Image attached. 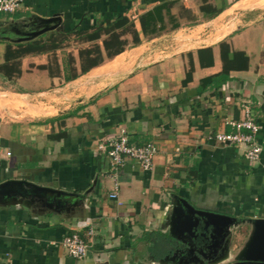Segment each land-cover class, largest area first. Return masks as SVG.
<instances>
[{
    "label": "crops",
    "instance_id": "0c3cea01",
    "mask_svg": "<svg viewBox=\"0 0 264 264\" xmlns=\"http://www.w3.org/2000/svg\"><path fill=\"white\" fill-rule=\"evenodd\" d=\"M165 2L175 3L171 14L179 27L166 18L163 32L141 34L139 45L77 79L51 76L53 53L23 57L22 74L12 81L0 74V185L27 180L79 196L60 203L0 194V264H160L148 261L154 247L147 236L170 234L178 198L242 225L264 218V0H24L15 14H0V65L7 42L19 37L14 27L27 34L36 19L61 17L48 39L92 33L122 15L133 16L141 32L139 18ZM224 43L227 59L247 55L248 69H231L221 85H203L223 72ZM92 44L70 35L56 55L62 71L69 55L79 63V51ZM24 81L36 87L27 89ZM245 101L261 126L257 166L240 148L209 140L233 131L229 122L240 119L238 104ZM122 126L132 144L153 143L158 152L151 171L126 163L113 200L99 147ZM89 230V255L73 259L60 243Z\"/></svg>",
    "mask_w": 264,
    "mask_h": 264
},
{
    "label": "trees",
    "instance_id": "16d2710c",
    "mask_svg": "<svg viewBox=\"0 0 264 264\" xmlns=\"http://www.w3.org/2000/svg\"><path fill=\"white\" fill-rule=\"evenodd\" d=\"M174 5L175 3L173 2H165L143 14L139 18L141 32L136 28V24L133 20L121 15L113 20H109L105 27H99L92 33L75 30V32L72 31L51 35L48 39H44L46 37V34H44L26 42H7L4 63L0 65V74L12 81L22 74L21 60L23 57L53 53V59L48 66L51 76L58 77L64 73L65 80L72 81L88 73L93 68L98 67L104 63L106 59H111L128 48L139 45L142 41L141 34L145 37H151L163 32L167 26L166 18L172 21L173 28L179 27V24H176V19L171 14V8H173ZM182 10L184 11V9ZM74 33L81 43L93 44L79 51V63L74 56L69 55L65 62L64 70L62 71L56 56L57 51L66 47V41H68L69 36ZM102 35H106V39L102 44H99L98 42L101 40ZM128 37L132 38V41H130ZM221 48L224 70L221 74L204 80L203 85L211 82H217L221 85L229 79V72L231 69H248L249 58L245 53H232V59L230 60L227 59V53H231L229 45L224 43L221 45ZM236 62H239V64L235 65ZM191 78L192 72H189L184 83L187 84ZM53 137L59 139L62 137V134ZM147 238L152 239L154 248L151 251V256L154 259L160 261L162 258L171 254L174 241L168 234L158 233L156 236L148 234Z\"/></svg>",
    "mask_w": 264,
    "mask_h": 264
},
{
    "label": "built area",
    "instance_id": "2783aa9c",
    "mask_svg": "<svg viewBox=\"0 0 264 264\" xmlns=\"http://www.w3.org/2000/svg\"><path fill=\"white\" fill-rule=\"evenodd\" d=\"M23 3L24 0H0V14H15L20 10ZM238 106L241 112L240 119L229 122L233 131L209 136V140H214L220 145L240 148L243 150L244 158L249 164H259L263 153L262 144L258 139L261 126L257 122L249 102L239 103ZM99 148L108 160V167L104 171V175L112 180L113 190L109 197L113 200L119 198L121 188L119 177L126 163L132 161L137 163L143 171H151L154 168L158 152L153 143L147 145L132 144L129 134L123 126L119 128L115 135L107 138ZM11 154V151L5 152L6 157L11 156ZM92 235L91 230L86 235H83L80 231H73L62 240L60 245L73 259L83 260L90 252L87 237Z\"/></svg>",
    "mask_w": 264,
    "mask_h": 264
},
{
    "label": "water",
    "instance_id": "95a60500",
    "mask_svg": "<svg viewBox=\"0 0 264 264\" xmlns=\"http://www.w3.org/2000/svg\"><path fill=\"white\" fill-rule=\"evenodd\" d=\"M61 17L52 18H38L36 19L35 31L31 33L17 32L16 27L12 32L16 33L19 37L12 41L15 43H21L33 40L48 32L58 29ZM15 22H13L14 25ZM8 193H16L21 196H35L47 197L50 202L58 201L71 202L73 199L78 198L77 194L68 193L62 190H57L48 187L38 186L27 180H9L0 185V194L8 195ZM173 222H170L171 230L170 236L173 238H179L177 231L183 235H190L192 238H197V229L203 226L204 229H210L211 231L220 230L223 232L225 229L230 234V230L233 229L236 224L239 225L238 218L231 217L227 214H221L216 212L205 211L193 206L186 199H177V205L173 209ZM247 222L253 225V232L247 243L245 250L243 251V260L239 264L256 263L264 264V218H256L247 220ZM187 224V229H180L183 225ZM230 240V237H229ZM253 263V264H254Z\"/></svg>",
    "mask_w": 264,
    "mask_h": 264
},
{
    "label": "flooded vegetation",
    "instance_id": "af4514ba",
    "mask_svg": "<svg viewBox=\"0 0 264 264\" xmlns=\"http://www.w3.org/2000/svg\"><path fill=\"white\" fill-rule=\"evenodd\" d=\"M184 228L187 229L188 225L185 224L180 229ZM197 230V234H199L197 238L180 234L177 231L179 238H173L174 248L172 247L170 255L162 258L164 260L161 259L162 263L167 261L168 264H205L210 260H215L226 249L230 237L226 229L223 232L220 231L221 229L211 231L200 226Z\"/></svg>",
    "mask_w": 264,
    "mask_h": 264
},
{
    "label": "rangeland",
    "instance_id": "374dc122",
    "mask_svg": "<svg viewBox=\"0 0 264 264\" xmlns=\"http://www.w3.org/2000/svg\"><path fill=\"white\" fill-rule=\"evenodd\" d=\"M129 18H131L130 20L134 19L133 16H131V17L129 16ZM130 41H132V38ZM42 70H44V69H42ZM22 84L27 89H33L36 87V84L32 85L29 81H24ZM254 166H257V164H255ZM252 232H253V225L251 223L248 222V223L243 224V225L239 224L236 232L233 235H231L232 238L230 239V243H229V245H227L226 250L224 249V251L222 253H220L216 257L215 260H210V262H206L205 264H239L241 262V260H243L242 253L245 250L247 243L249 242V239L252 235ZM171 238L173 240V237H171ZM235 245L237 246L236 248L234 247ZM155 260L151 256H150V258L148 257L149 262L150 261L153 262ZM162 260H164V259H162ZM162 260H160V262H159L160 264H168L166 260H165L166 262L162 263L163 262Z\"/></svg>",
    "mask_w": 264,
    "mask_h": 264
}]
</instances>
